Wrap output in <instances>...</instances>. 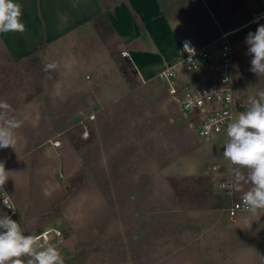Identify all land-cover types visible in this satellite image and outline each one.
<instances>
[{
	"label": "rangeland",
	"instance_id": "374dc122",
	"mask_svg": "<svg viewBox=\"0 0 264 264\" xmlns=\"http://www.w3.org/2000/svg\"><path fill=\"white\" fill-rule=\"evenodd\" d=\"M216 1L222 5L218 14L223 28H237L229 35L234 59L250 57L245 38L254 32L258 17L259 25L264 24V0ZM0 58V101L11 105L36 96L53 119L64 121L83 172L67 183L63 177L60 180L68 185V192L80 184L89 185L84 190H97L123 226L122 235L83 246L73 245L66 233L63 245L68 243L70 264H152L193 239H197L201 264H257L250 261L246 249L254 240L264 243V239L250 227L238 229L236 222L229 221L227 195L218 190L206 169L211 162L201 156L206 139L188 128L157 78L142 82L126 63L119 62L122 75L102 74L100 79L105 84L112 78L119 90H94L96 72L108 69L96 44L76 58L57 54L53 60L13 63L1 50ZM53 61L58 69L45 72L44 66ZM224 141L215 137L207 144L220 149ZM188 164L196 169L187 171ZM250 186L241 185L243 191ZM83 199L79 196L76 205L83 203L84 211L92 214L93 208ZM240 213L234 219L248 215ZM61 214L67 216L65 211ZM253 218L254 225L249 226L264 227V213ZM239 246L242 262H236Z\"/></svg>",
	"mask_w": 264,
	"mask_h": 264
},
{
	"label": "crops",
	"instance_id": "0c3cea01",
	"mask_svg": "<svg viewBox=\"0 0 264 264\" xmlns=\"http://www.w3.org/2000/svg\"><path fill=\"white\" fill-rule=\"evenodd\" d=\"M15 2L22 5V22L26 31L0 34L1 55L13 63L42 58L53 60L57 54H69L76 58L87 47L96 44L101 60L106 62L108 68L96 72V91L119 90V85L112 78L105 84L100 80L102 74L110 77L122 75L119 62L126 63L125 60H128L127 66L138 79L142 82L152 81L160 70L182 55L181 39L188 38L201 46L227 30L223 28L222 18L218 14L222 9L221 2L216 0ZM61 16L67 17L66 23ZM235 30L237 28L233 32ZM122 51L126 55H122ZM250 60L251 57L234 59L233 96L241 106H246L248 95L264 88V78H258L249 70ZM97 83L105 87H96ZM10 106L12 114L23 124L16 130L15 148L0 149V162L9 172V179L0 187V194L5 193L13 202L24 233L33 235L53 228L64 235L67 233L70 242L76 246L97 244L122 235L123 226L97 190H84L89 185L80 184L68 192L66 183L82 174L83 162L70 144L64 121L53 119L42 100L36 96H29ZM243 111L234 109L233 116ZM208 141L210 139L205 140V148L201 150L203 160L223 164L219 174L209 173L210 176L213 179L224 176L233 183L232 169L227 166L221 153L223 147L215 149L207 144ZM185 167L187 171L196 169L194 164ZM61 177L66 183L60 180ZM242 191L233 190V194L227 196V206L232 199L242 196ZM79 196L84 197V204L90 203L92 214L84 211L83 203L80 207L76 205ZM56 205L61 207L50 212ZM64 211L67 216L63 217L61 213ZM239 215L242 214L234 217L228 215L229 221L232 224L236 222L238 229L250 227L257 238L264 239V227H251L243 223V219H234ZM254 220L251 225H254ZM238 221L243 224L240 225ZM67 244L63 245L61 254H68ZM197 245V239L188 240L152 264H201ZM248 250L250 261L264 264V243L254 240L246 252ZM237 251L239 256L236 255V262H242V247L239 246Z\"/></svg>",
	"mask_w": 264,
	"mask_h": 264
},
{
	"label": "clouds",
	"instance_id": "9594fccd",
	"mask_svg": "<svg viewBox=\"0 0 264 264\" xmlns=\"http://www.w3.org/2000/svg\"><path fill=\"white\" fill-rule=\"evenodd\" d=\"M61 20L66 23L67 17L61 16ZM25 31L22 5L15 0H0V34ZM245 43L246 54L251 57L249 70L264 78V24L248 32ZM58 67V62L53 61L44 66V71ZM12 112L6 101H0V149L15 148L16 130L23 124ZM226 137L223 158L233 166V190L242 191V184L251 185L241 197L248 213L243 223L250 224L253 217L259 219L264 213V88L248 95L246 110L227 124ZM242 170H247L246 174ZM8 179L9 172L0 162V187ZM0 264H65V259L56 246H44L36 236L26 235L21 224L5 212L0 214Z\"/></svg>",
	"mask_w": 264,
	"mask_h": 264
},
{
	"label": "built area",
	"instance_id": "2783aa9c",
	"mask_svg": "<svg viewBox=\"0 0 264 264\" xmlns=\"http://www.w3.org/2000/svg\"><path fill=\"white\" fill-rule=\"evenodd\" d=\"M231 32L233 30L221 31L216 38L201 46L195 45L188 38L181 39L182 55L157 74V79L187 119L190 129L206 140L215 137H224L226 140V126L236 109L233 96L234 54L229 40ZM121 54L126 55L124 51ZM223 152L224 148L221 149L222 155ZM226 163L232 169L233 166L228 160ZM221 168L222 164L216 162L206 165V169L214 174H219ZM215 185L222 194H233L230 178L218 176ZM241 197L231 200L227 208L230 217L244 212ZM0 206L3 213L7 212L12 219L19 222L17 210L5 193L0 194ZM33 236L44 246L51 244L60 251L63 248L65 237L60 230L45 229ZM62 255L65 264H70L67 255Z\"/></svg>",
	"mask_w": 264,
	"mask_h": 264
},
{
	"label": "water",
	"instance_id": "95a60500",
	"mask_svg": "<svg viewBox=\"0 0 264 264\" xmlns=\"http://www.w3.org/2000/svg\"><path fill=\"white\" fill-rule=\"evenodd\" d=\"M236 110H237V111H243V110H246V106H241V105H238V103H236Z\"/></svg>",
	"mask_w": 264,
	"mask_h": 264
},
{
	"label": "trees",
	"instance_id": "16d2710c",
	"mask_svg": "<svg viewBox=\"0 0 264 264\" xmlns=\"http://www.w3.org/2000/svg\"><path fill=\"white\" fill-rule=\"evenodd\" d=\"M258 26H259V23L257 22L256 24H254V29L256 30ZM125 62L128 63L129 61L128 60H125ZM55 208H56V206L53 207L50 212H53L55 210Z\"/></svg>",
	"mask_w": 264,
	"mask_h": 264
}]
</instances>
